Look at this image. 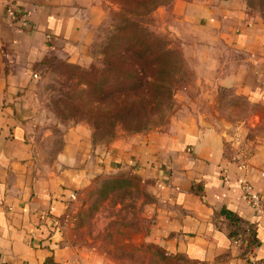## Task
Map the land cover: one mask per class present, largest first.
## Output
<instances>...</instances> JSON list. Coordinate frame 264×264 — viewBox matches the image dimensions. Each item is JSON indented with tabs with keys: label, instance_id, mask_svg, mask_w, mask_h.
Returning a JSON list of instances; mask_svg holds the SVG:
<instances>
[{
	"label": "crops",
	"instance_id": "crops-1",
	"mask_svg": "<svg viewBox=\"0 0 264 264\" xmlns=\"http://www.w3.org/2000/svg\"><path fill=\"white\" fill-rule=\"evenodd\" d=\"M104 3L0 0V264H113L82 218L96 183L122 177L137 178L149 197L141 243L163 264H264V15L244 0H174L152 13L157 31L192 32L176 37H192L204 64L194 69L199 108L184 88L163 128L108 143L74 124L51 158L29 132L22 94L34 66L52 53L87 61ZM220 91L253 109L223 118ZM243 182L261 197L260 209L248 204Z\"/></svg>",
	"mask_w": 264,
	"mask_h": 264
},
{
	"label": "rangeland",
	"instance_id": "rangeland-1",
	"mask_svg": "<svg viewBox=\"0 0 264 264\" xmlns=\"http://www.w3.org/2000/svg\"><path fill=\"white\" fill-rule=\"evenodd\" d=\"M251 13L264 15V0H244ZM163 6H161L162 8ZM116 10V6L104 3V18L96 29L94 40L89 44L87 61L64 58L52 53L34 66V77L29 87L23 92L26 104L24 116L29 117L28 128L35 140L39 142L42 153L51 158L61 146L63 132L74 124H86L81 121L86 115H74L70 112L73 83L69 76L73 74V66L86 69L99 58L103 40L107 36L109 12ZM12 11H17L13 8ZM11 18L10 19H17ZM148 28L169 45L170 50L180 55L181 62L176 74L177 89L170 106L164 109V117L156 123L155 128H163L177 112L180 96L185 97L184 88L190 87L188 96L196 108L201 100L194 86V69H202L204 64L194 57L198 51L190 44H184L176 35L192 36L186 28L168 29V33L157 31L156 20L145 18ZM161 23H159L160 25ZM164 25V24H163ZM162 27V26H161ZM185 45V46H183ZM186 54L187 57H184ZM181 94V95H180ZM218 113L223 118L233 121L244 118L253 108L248 106L242 97L230 92L220 91L217 96ZM83 106V101L79 102ZM208 111V107H201ZM94 142L108 143L110 138L99 131H92ZM148 130V131H150ZM147 132V131H146ZM50 133L51 137L43 138V134ZM129 134L120 128L115 129V137ZM88 206L83 214V226L87 228L89 237L98 244L100 251L106 254L113 264H163L160 257L151 246L141 243V236L145 233L148 223L143 217L144 204L149 197L144 192L137 178L122 177L118 179H102L96 183L94 189L88 193ZM98 217L95 218V215ZM168 264H174L169 262Z\"/></svg>",
	"mask_w": 264,
	"mask_h": 264
},
{
	"label": "trees",
	"instance_id": "trees-1",
	"mask_svg": "<svg viewBox=\"0 0 264 264\" xmlns=\"http://www.w3.org/2000/svg\"><path fill=\"white\" fill-rule=\"evenodd\" d=\"M174 0H105L109 12L107 36L99 58L88 68L73 66L74 87L69 111L92 131L115 138V129L144 133L155 128L171 105L178 85L180 55L148 28L144 20ZM83 101V106L79 103Z\"/></svg>",
	"mask_w": 264,
	"mask_h": 264
},
{
	"label": "built area",
	"instance_id": "built-area-1",
	"mask_svg": "<svg viewBox=\"0 0 264 264\" xmlns=\"http://www.w3.org/2000/svg\"><path fill=\"white\" fill-rule=\"evenodd\" d=\"M8 15L11 18H15L17 17L16 15V11H9ZM241 153H239L236 156L237 161L240 163V165L244 166V159L243 157L240 155ZM242 191L244 193V196L248 202V204L255 210H258L261 208L262 206V199L261 197L255 193L251 187V185H249L247 182H243L242 183Z\"/></svg>",
	"mask_w": 264,
	"mask_h": 264
}]
</instances>
